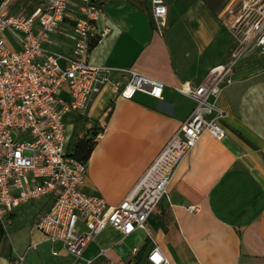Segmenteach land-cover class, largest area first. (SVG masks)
I'll return each instance as SVG.
<instances>
[{
	"label": "crops",
	"instance_id": "0c3cea01",
	"mask_svg": "<svg viewBox=\"0 0 264 264\" xmlns=\"http://www.w3.org/2000/svg\"><path fill=\"white\" fill-rule=\"evenodd\" d=\"M44 1L25 10L26 0H18L11 12L30 14ZM97 1L104 14L98 28L107 27L108 32L91 47L89 62L111 67L113 83L121 86L128 79L125 69L164 83L161 98L142 91L131 98L115 97L113 83H107L81 119L89 131L93 118L101 128L86 161L84 189L111 205L131 190L191 112L194 101L173 86L198 84L210 68L226 62L234 36L219 11L204 0H189L176 11L171 0H165L167 14L159 28L151 17L150 0ZM52 38L51 49L69 51L74 39L68 22ZM8 41L16 46L12 38ZM230 77L216 100L225 112L220 119L225 136H200L148 218L169 264H264V56L242 58ZM76 119V114L68 117L70 139L81 125ZM50 203L42 196L13 209L1 229L0 264H14L19 257V264H107V257L115 264H138L139 259L148 264L152 244L144 233L123 235L111 226L75 260L60 242L45 239L33 226L35 215ZM191 204L199 211H188Z\"/></svg>",
	"mask_w": 264,
	"mask_h": 264
},
{
	"label": "built area",
	"instance_id": "2783aa9c",
	"mask_svg": "<svg viewBox=\"0 0 264 264\" xmlns=\"http://www.w3.org/2000/svg\"><path fill=\"white\" fill-rule=\"evenodd\" d=\"M16 1L0 0V228L4 230L20 203L48 196L50 206L35 215L33 226L45 239L60 242L75 260L83 257L100 231L111 226L123 235L142 231L152 244L148 264H169L148 218L200 136L205 132L217 140L225 136L220 124L225 112L216 100L238 61L251 53L264 56V0H226L218 15L234 36L229 59L210 68L198 84L186 81L173 86L194 101L191 112L131 190L111 205L84 189L86 160L71 155L73 140L67 131L69 115L85 116L93 96L113 83L111 67L88 60L91 47L108 32L107 27L98 28L102 4L45 0L24 14L11 12ZM150 13L156 27L164 25L165 0H150ZM64 22L72 29L73 44L69 51L51 49L52 35ZM124 72L127 81L122 86L113 83L115 97L131 98L137 91L162 97V81L132 69ZM100 135L99 131L95 138ZM187 209L197 212L199 206L191 204ZM100 254L107 257L104 249ZM21 261L19 257L14 264ZM106 263L115 264L108 257Z\"/></svg>",
	"mask_w": 264,
	"mask_h": 264
},
{
	"label": "rangeland",
	"instance_id": "374dc122",
	"mask_svg": "<svg viewBox=\"0 0 264 264\" xmlns=\"http://www.w3.org/2000/svg\"><path fill=\"white\" fill-rule=\"evenodd\" d=\"M37 1L38 0H26L25 5H24V9L25 10L29 9ZM204 2L211 4L213 7H215V9L218 12V11H221V9L224 7V5L226 3V0H204ZM187 4H189V0H171L170 1V6H171L173 11H176V8L178 10H180L182 7H185ZM107 107H105V108H107ZM104 110H106V109H104ZM92 120H94L95 123L93 124V126H91L90 129H92V130L99 129V127L96 126L97 123H98V119L97 118H93ZM85 122H86V120L82 121L81 125L79 126V128L76 129V135H77L78 138L86 136V135H91V133H94V132H90L89 133V129L85 127ZM74 136H73V138H74ZM73 138H72V140H73ZM139 260L137 262L138 264H145L144 262H140Z\"/></svg>",
	"mask_w": 264,
	"mask_h": 264
},
{
	"label": "trees",
	"instance_id": "16d2710c",
	"mask_svg": "<svg viewBox=\"0 0 264 264\" xmlns=\"http://www.w3.org/2000/svg\"><path fill=\"white\" fill-rule=\"evenodd\" d=\"M82 119V117L78 116L76 120H78V122H80ZM81 123V122H80ZM101 130V128L97 129V130H90V132H94L91 133V135H86L83 137H77L76 133H75V137L73 142L70 145V153L71 155H73L74 157L80 159V160H88L90 152L92 150V147L95 143V140L93 139V137L96 136V134ZM2 234V230L0 228V236Z\"/></svg>",
	"mask_w": 264,
	"mask_h": 264
}]
</instances>
